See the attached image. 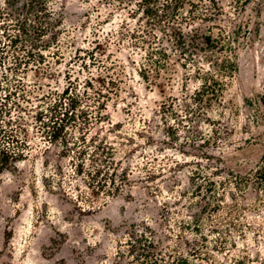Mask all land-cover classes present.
Returning <instances> with one entry per match:
<instances>
[{"label":"rangeland","instance_id":"1","mask_svg":"<svg viewBox=\"0 0 264 264\" xmlns=\"http://www.w3.org/2000/svg\"><path fill=\"white\" fill-rule=\"evenodd\" d=\"M50 1L61 22L65 63L53 66L54 80L59 88L65 86L61 81L68 71L81 86L90 77L107 83L113 91L106 102L109 124L94 125L90 135L103 131L116 168L128 176L124 183L119 173L111 178L121 184L118 193L93 194L84 179H72L59 149L44 144L28 126L26 160L0 176V264H130L136 251L129 242L139 235L149 238L168 264L190 259L192 250L200 258L190 264H232L244 258L248 264H264V190L255 179L264 156L259 102L264 96V0H250L237 11L230 0H219L223 16L216 24L238 41L232 57L237 71L226 81L221 106L204 109V124L195 125L205 139L219 140L216 147L167 141L163 122L169 116L160 115L162 103L181 99L184 85L189 95L198 84L193 78L186 81L177 66L159 79L149 73L151 83L139 78L142 53L120 35L130 23L126 11L108 0ZM86 53L94 54L100 66H92ZM75 54L85 62L75 63ZM24 82L57 86L33 72ZM91 84L107 94L96 81ZM192 172L202 181L191 179ZM229 174L249 181L238 190L227 182ZM210 182L216 184L218 200L206 192L213 191ZM106 184L111 186L110 180ZM196 185L203 198L195 196Z\"/></svg>","mask_w":264,"mask_h":264},{"label":"trees","instance_id":"2","mask_svg":"<svg viewBox=\"0 0 264 264\" xmlns=\"http://www.w3.org/2000/svg\"><path fill=\"white\" fill-rule=\"evenodd\" d=\"M108 1L127 12L130 23L122 27L120 35L122 41L142 53L139 78L151 83L149 73L153 72L155 79H159L162 73L167 74L171 67L177 66L186 81L193 78L198 84L189 95L188 86L184 85L181 99L170 98L162 103L160 115L169 116V121L163 122L167 141L187 147L201 146L198 142L205 147H216L219 140L205 139L201 126L195 125L204 124L200 121L207 112L204 109L221 106L226 81L237 71L232 57L238 41L216 24L223 16L219 0ZM230 1L234 11L250 3V0ZM50 3V0H0V176L26 160L29 152L27 127L30 126L44 144L59 149L58 156L69 164L74 181L84 179L85 187L93 194L111 196L121 190L120 183L127 181L128 174L116 168L113 148L101 135L103 131L94 136L90 133L94 125L109 124L105 115L106 102L113 91L107 89V83L101 78L90 77L81 86L68 71L61 81L65 86L59 88V80H54L57 74L51 70L53 66L65 64L61 51L62 33L59 32L61 22L54 18ZM97 46L99 44L95 48ZM86 56L92 66H100L94 54L86 53ZM72 59L75 63V60H84L76 54ZM81 67L86 71L90 69L86 63ZM29 72L54 81L57 86L52 88L49 82L27 85L24 81ZM90 81H96L107 94L94 88ZM109 82L115 84L111 78ZM42 87L46 88L45 92ZM259 102L264 108V96ZM209 125L207 121L206 126ZM262 162L255 179L264 190V156ZM118 173L119 184L111 181ZM229 176L231 179L227 182L238 190L249 181L241 175ZM106 179L111 186H107ZM191 179L202 181L203 178L192 172ZM210 183L213 191L207 189L206 192L218 200L220 195L214 191L216 184ZM195 189H198L195 196L203 198L200 185ZM219 205L216 202L214 207L218 206V210ZM129 245L136 251L130 264H168L167 258L155 250L149 238L139 235ZM189 255L195 261L200 258L197 250ZM190 259L180 257L172 259L170 264H190ZM232 264H248V260L238 259Z\"/></svg>","mask_w":264,"mask_h":264}]
</instances>
